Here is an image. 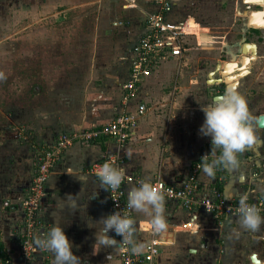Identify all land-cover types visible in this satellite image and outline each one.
I'll use <instances>...</instances> for the list:
<instances>
[{"label": "crops", "instance_id": "obj_1", "mask_svg": "<svg viewBox=\"0 0 264 264\" xmlns=\"http://www.w3.org/2000/svg\"><path fill=\"white\" fill-rule=\"evenodd\" d=\"M171 1L174 7L181 0ZM2 4L4 5V0H0V9ZM137 9L143 18L135 29L133 44L142 33L144 16L150 7L146 0H142ZM171 16L172 14L170 19ZM40 33L36 34L38 39H41L37 42L40 46L35 50L40 58L38 63L41 71L37 84L39 112L31 117L25 111L0 109V117L5 119L0 122V238L4 250L9 253L15 264H20L15 241V232L21 217L20 203L31 181L35 151L42 145L51 144L61 133L101 126L121 111V85L127 79L128 58L133 47L132 45L124 56L116 57L120 60L118 65L103 58L105 68L102 69L91 65L88 60L89 65H84L87 73L83 76L80 75L79 49L69 51L71 57L67 62L70 66L64 68L62 57L58 56L64 52L63 48L56 52L54 47V57H49L46 33L43 32L42 36ZM33 36L31 35L30 39ZM23 47V51L30 57L31 48L34 46L24 43ZM105 60L108 62L104 63ZM111 60L113 61V57ZM179 61L169 62H175L176 68L181 69ZM162 66L163 64L144 80L138 96L131 104L133 108L144 103L147 109L139 119L132 137L123 147L117 148L115 143L109 140L90 146L74 145L49 175L47 194L43 202L44 218L49 230L55 223L60 225L73 245V254L81 258L82 264H117L116 248L101 249L100 253L92 255L95 227H99H93V224L102 216H107L105 189L100 188L99 179L89 173V168L94 163L100 161L103 156L118 153L127 173L140 175L142 179L151 181L159 179L173 183L187 172L189 165L198 156L201 146L211 141L210 137H202L199 129L193 126L198 123L200 128L203 124L204 120L199 121L202 112L186 110L185 75L175 81L172 76L176 68L169 72ZM5 68L14 69L15 63L8 62ZM19 119L21 121H18ZM16 120L21 124L20 128L12 125ZM31 137L38 142L28 144L26 140ZM261 150L262 143L255 140L253 145L240 154L239 169H225L226 177L222 189L226 197L236 198L244 193L250 194L251 197L264 196V157L261 156ZM247 151L251 152L250 158ZM246 172L247 176L244 175ZM253 172H258V176L253 178ZM204 178L208 177L205 175ZM165 209L169 224L186 222L191 223V228L195 229L186 235H176L175 242L180 234H184L179 236V239H183L181 248L197 246L205 241L211 234L207 233L208 224L217 227L234 225L231 227L236 230L234 233H242V230L238 229L237 219H227L219 225L214 224L201 212H187L171 204H166ZM133 218L136 220L137 229L142 227L144 221L150 219L145 214L135 212ZM207 220L209 222H205ZM243 232L248 237L253 234L249 230ZM109 235L111 236L110 232ZM52 260V254L49 252L47 258L39 257L33 264H52Z\"/></svg>", "mask_w": 264, "mask_h": 264}, {"label": "rangeland", "instance_id": "obj_2", "mask_svg": "<svg viewBox=\"0 0 264 264\" xmlns=\"http://www.w3.org/2000/svg\"><path fill=\"white\" fill-rule=\"evenodd\" d=\"M135 1L139 5L142 0ZM262 1L181 0L173 7L172 19L168 17V21L187 22L183 36L184 58L179 61L182 67L176 68L175 62L163 64L162 67L169 72L176 68L172 76L175 81L185 75L186 110L200 113L201 107L225 92L224 85L217 81L221 77L216 66L222 67L227 62L239 64L242 43L255 44L256 59L248 66L250 73L239 80L236 90L246 98L256 142L262 143L261 156L264 157V130H258L255 125L256 118L264 114V29L252 32L247 26L249 13L259 10L257 3ZM128 2L4 0L0 9V109L25 111L31 117L39 112L37 84L41 71L40 58L35 52L40 46L37 42L41 41L36 35L38 32H41L40 36L46 33L49 57H54V47L56 52L63 48L64 52L58 56L62 57L64 68L70 66L67 62L71 57L69 51L79 49L80 75L86 76L87 68L84 65L89 63L104 69L103 58L118 65L120 60L116 57L124 56L134 45L135 29L143 18L139 9L127 8ZM31 35L33 37L30 39ZM24 43L34 46L30 57L23 51ZM245 55L248 56L249 51ZM8 62H14L15 68L7 70ZM28 62L32 64L24 65ZM210 72H215L213 84L206 83ZM199 117V121L204 120L203 112ZM1 121L5 119L0 117ZM18 121L12 125L20 128ZM193 126L199 129L198 123ZM26 142L33 145L38 141L31 137ZM247 152L250 158L251 152ZM244 175L247 176V172ZM148 221H144L142 227L148 225ZM231 227L230 224L223 227L208 224L209 237L197 246L186 248H181L183 239H179V236L184 234H180L174 245L162 250L159 264H249L244 255L262 253L264 248V225L250 237L246 236L244 229L238 228L242 230L239 235L234 233V225Z\"/></svg>", "mask_w": 264, "mask_h": 264}, {"label": "built area", "instance_id": "obj_3", "mask_svg": "<svg viewBox=\"0 0 264 264\" xmlns=\"http://www.w3.org/2000/svg\"><path fill=\"white\" fill-rule=\"evenodd\" d=\"M150 9L146 12L142 25V33L133 45L128 58L127 79L121 85V111L101 126L83 128L72 132L61 133L49 145L40 146L33 156L31 166V181L20 203L21 217L19 219L15 241L20 257V264H33L37 258H47L49 252L36 249L33 237L46 234L48 223L43 215V202L47 194V180L52 170L62 161L64 154L74 145L90 146L100 141H113L117 148L123 147L132 137L139 119L146 112L144 103L131 107L138 96L141 85L146 78L156 72L159 67L169 61H179L184 54L183 36L186 34L185 23L169 22L172 13L171 0H146ZM135 0H129L127 8H137ZM211 152V141L201 146L198 156L189 165L187 172L177 181L167 183L156 179L154 185L162 187L166 204L175 205L187 212H201L214 224H221L227 219H237L239 197L228 198L223 192L225 169L218 167L215 178H204L200 167L201 157ZM220 154L217 150L216 155ZM115 161V166L123 168V161L118 153L103 156L100 161L89 168V173L95 176L96 166L105 161ZM125 170V169H124ZM258 176L253 172L252 177ZM96 177V176H95ZM140 175L125 171V179L116 191L105 190L107 215L116 211L122 214L133 212L127 209V192L130 187L139 186ZM248 197V203L261 209L264 217V196ZM242 196V195H241ZM166 232L154 234L150 224L137 229L136 238L146 247L142 254L134 255L130 251L117 249V264H159L164 248L175 244L176 235L191 233V223L169 224ZM193 229V230H192ZM111 237L118 242L122 237L110 231ZM264 252V251H263ZM0 264H15L9 253L0 258Z\"/></svg>", "mask_w": 264, "mask_h": 264}, {"label": "clouds", "instance_id": "obj_4", "mask_svg": "<svg viewBox=\"0 0 264 264\" xmlns=\"http://www.w3.org/2000/svg\"><path fill=\"white\" fill-rule=\"evenodd\" d=\"M201 111L204 121L199 128V134L211 138V152L202 156L200 160L203 173L214 179L218 167L228 170L239 169L240 154L256 140L246 98L234 88L227 89L224 94L201 107ZM217 150L220 152L218 156ZM95 176L100 181V188L116 191L120 189L125 179V170L115 166L114 160L105 161L96 166ZM138 185L128 189L127 209L150 217L148 223L154 234L166 232L169 225L165 215L166 199L162 187L154 185L150 179H141ZM247 201L246 195L240 196L236 223L240 229L254 233L264 225V217L260 215V208ZM96 225L99 227H95ZM93 227L96 228V232L92 255L100 253L101 249L117 247L134 255H140L145 250L146 245L136 238V220L130 214L116 211L102 216ZM110 231L122 237L121 241L118 242L111 237ZM33 244L36 249L52 254V264H82L81 258L73 254L71 250L73 245L58 223L53 224L46 234L34 236Z\"/></svg>", "mask_w": 264, "mask_h": 264}, {"label": "water", "instance_id": "obj_5", "mask_svg": "<svg viewBox=\"0 0 264 264\" xmlns=\"http://www.w3.org/2000/svg\"><path fill=\"white\" fill-rule=\"evenodd\" d=\"M258 5L262 6L261 10L251 11L247 17V26L252 29H264V2H258ZM250 56H246L248 53ZM240 65L237 62H227L224 63L222 67L217 65L216 71H218L221 79L217 81L225 86V91L227 89H236L239 84V80L246 77L250 71L248 66L256 59L257 46L255 44L242 43L240 47ZM215 72L208 74V83L213 84V76ZM217 97V96H216ZM255 125L257 129L264 130V114L259 115L255 120ZM253 263H258L253 254L251 256Z\"/></svg>", "mask_w": 264, "mask_h": 264}, {"label": "flooded vegetation", "instance_id": "obj_6", "mask_svg": "<svg viewBox=\"0 0 264 264\" xmlns=\"http://www.w3.org/2000/svg\"><path fill=\"white\" fill-rule=\"evenodd\" d=\"M258 5V4H257ZM258 6H260V5H258ZM262 9V6H260V9L259 10H261ZM256 11H258V10H256ZM251 29V31L252 32H257V31H259V30H262V29H252V28H250ZM250 44V43H249ZM250 56V54L248 55V57ZM241 58V57H240ZM239 65H240V63H239ZM214 80V79H213ZM224 89H225V86H224ZM262 245H263V243H262ZM262 247V246H261ZM264 248L262 249V253L261 252H259V253H253L254 255H255V258H256V260L258 261V263H253V261L251 260V256L253 255V254H250V255H244L245 257H246V261L249 263V264H264ZM234 260H235V258H234Z\"/></svg>", "mask_w": 264, "mask_h": 264}, {"label": "trees", "instance_id": "obj_7", "mask_svg": "<svg viewBox=\"0 0 264 264\" xmlns=\"http://www.w3.org/2000/svg\"><path fill=\"white\" fill-rule=\"evenodd\" d=\"M5 254H7V252L4 250L3 244H2V241H1V238H0V258L5 257Z\"/></svg>", "mask_w": 264, "mask_h": 264}, {"label": "bare ground", "instance_id": "obj_8", "mask_svg": "<svg viewBox=\"0 0 264 264\" xmlns=\"http://www.w3.org/2000/svg\"><path fill=\"white\" fill-rule=\"evenodd\" d=\"M264 2V1H263Z\"/></svg>", "mask_w": 264, "mask_h": 264}]
</instances>
